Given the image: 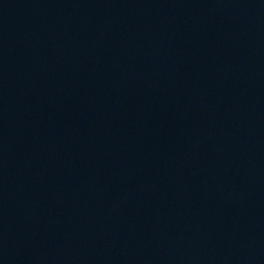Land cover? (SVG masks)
Listing matches in <instances>:
<instances>
[{
  "label": "water",
  "instance_id": "1",
  "mask_svg": "<svg viewBox=\"0 0 264 264\" xmlns=\"http://www.w3.org/2000/svg\"><path fill=\"white\" fill-rule=\"evenodd\" d=\"M0 264H264V0H0Z\"/></svg>",
  "mask_w": 264,
  "mask_h": 264
}]
</instances>
